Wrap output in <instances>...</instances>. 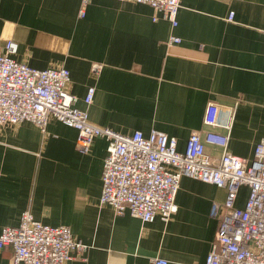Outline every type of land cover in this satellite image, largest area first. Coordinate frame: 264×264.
<instances>
[{"label": "crops", "instance_id": "0c3cea01", "mask_svg": "<svg viewBox=\"0 0 264 264\" xmlns=\"http://www.w3.org/2000/svg\"><path fill=\"white\" fill-rule=\"evenodd\" d=\"M80 7V0H0V54L12 40L15 61L67 69V92L93 125L121 135L160 131L179 153L204 129L209 103L222 113L234 107L227 152L253 159L264 140V0H180L174 29L146 5L92 0L81 19ZM172 36L180 44L168 45ZM93 64L101 65L96 76ZM75 143L76 131L55 120L44 134L28 122L0 128V229L17 227L29 210L87 246L83 260L66 264H205L217 235L210 209L224 202V189L183 177L169 222L117 216L99 203L108 143L96 138L85 155ZM206 152L217 158L222 150L207 145ZM247 192L239 189L237 207ZM12 256L4 247L0 264Z\"/></svg>", "mask_w": 264, "mask_h": 264}, {"label": "built area", "instance_id": "2783aa9c", "mask_svg": "<svg viewBox=\"0 0 264 264\" xmlns=\"http://www.w3.org/2000/svg\"><path fill=\"white\" fill-rule=\"evenodd\" d=\"M91 0H80L79 18ZM141 4L162 15L172 29L177 27L180 0H115ZM228 20H233L230 13ZM153 21H156L153 18ZM170 37L168 45L179 44ZM0 54V128L24 122L44 134L50 120L76 131L75 148L89 154L96 138L106 140L107 155L101 174L99 203L109 206L117 216L128 214L143 224L156 218L163 223L177 212L175 203L183 177L224 189L222 204L213 203L210 217L217 221V235L205 264H264V140L254 149L252 160L227 152L235 108L222 113L209 103L203 117L204 129L191 134L183 153L176 150V140L152 130L121 135L109 128L93 125L86 111L76 108L77 98L67 92L69 71L63 67L37 70L15 61L18 45L5 41ZM101 65L93 64L91 74H99ZM95 89L84 97L88 106ZM214 130H222L223 133ZM222 150L219 157L207 154L206 146ZM247 187L243 207L236 206L241 187ZM13 250L12 264H66L84 259L87 246L75 238L66 226L51 227L36 221L29 210L17 227L0 229V250ZM153 264H167L155 259Z\"/></svg>", "mask_w": 264, "mask_h": 264}, {"label": "bare ground", "instance_id": "6f19581e", "mask_svg": "<svg viewBox=\"0 0 264 264\" xmlns=\"http://www.w3.org/2000/svg\"><path fill=\"white\" fill-rule=\"evenodd\" d=\"M91 1H92V0H91ZM91 1H90V2H91ZM179 44H180V43H179Z\"/></svg>", "mask_w": 264, "mask_h": 264}]
</instances>
